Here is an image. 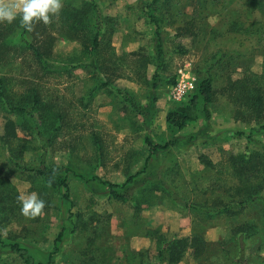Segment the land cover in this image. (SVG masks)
Segmentation results:
<instances>
[{
  "label": "rangeland",
  "instance_id": "rangeland-1",
  "mask_svg": "<svg viewBox=\"0 0 264 264\" xmlns=\"http://www.w3.org/2000/svg\"><path fill=\"white\" fill-rule=\"evenodd\" d=\"M94 1L105 20L95 56L89 52L90 14L82 10L74 16L89 0H62V10L50 23L34 24V33L45 35L47 42L39 47V57L17 42L19 17L12 24L0 23L1 239L18 242L34 262L43 264L60 231L62 240L50 264H156L162 241L197 235L205 241L204 253L194 257L188 248L173 264H238L241 255L247 264H262L263 202L212 215L197 208L216 209L219 201L236 199L241 181L253 179L258 185L257 176L252 178L249 168L239 174L233 160L247 149L261 151L264 144V0L157 1L154 14L170 52L148 124L117 89L139 104L150 99L154 26L138 4L153 0ZM27 39L36 46L42 43ZM94 71L107 86L95 88ZM207 72L214 91L209 119L197 106L184 129L170 128L168 111L194 94L176 101L171 87L181 77L197 83ZM255 90L262 97L259 114L250 102ZM33 93L39 102L30 114L10 110L13 105L30 107ZM8 120L16 137L6 141ZM147 134L155 142L176 143L152 158L136 178L129 190L132 200H114L105 185L90 179L121 183L141 169ZM42 154L47 165L69 169L60 171L68 179V201L41 177L15 166H36ZM153 176L165 180L190 207L178 205L161 185L150 183ZM253 189L264 194L258 186ZM33 192L45 208L40 216L27 218L18 196ZM0 264L25 263L0 244Z\"/></svg>",
  "mask_w": 264,
  "mask_h": 264
},
{
  "label": "trees",
  "instance_id": "trees-1",
  "mask_svg": "<svg viewBox=\"0 0 264 264\" xmlns=\"http://www.w3.org/2000/svg\"><path fill=\"white\" fill-rule=\"evenodd\" d=\"M158 0H153L150 4L143 6L141 3L138 4L139 8L146 10L147 17L149 21L153 24V50H154V57L156 61L154 72L151 76V90H150V99L145 104H139L133 100L128 92H124L121 89H117V92L120 93L123 97V100L129 104V106L136 111L138 114L141 115L143 118V123L148 124L152 121V117L154 114V102L156 100L155 91L159 85L160 79V70L163 68V65L166 60L167 54L170 52L169 48L165 44V40L163 37V31L161 29L159 19L154 14V6L156 5ZM86 8V9H84ZM81 10V11H80ZM82 10L90 14L91 20V28H92V41L91 47L89 48V52L93 53L92 55L95 56L96 50L100 47V41L104 30V16L102 15L101 9L97 2L94 0H89L86 2L84 6H81L75 13L74 16L77 18L78 13H81ZM75 18V19H76ZM79 22V19L78 21ZM191 24L187 22V26ZM193 25H190L187 30H191ZM191 28V29H189ZM36 29L34 28V24L31 29H27L21 25L19 31H17V42L22 44H27V47L34 51L35 56L39 57L41 55L39 47L44 45L46 39H43L44 36H39L34 33ZM28 36H31L33 40H41L42 43L38 44V46L34 45L29 39ZM15 37V36H14ZM2 45V44H1ZM43 47V46H42ZM9 49V48H8ZM5 50V49H4ZM48 51V48H47ZM91 55V56H92ZM94 77L96 80L95 88L107 86L108 82L104 81L96 71H94ZM194 94L190 97L188 103L179 104L174 109H171L166 114V122L168 126L172 129L181 130L184 129L188 122L194 117V109L199 106L202 112L204 113L205 119H209L210 111H209V104L212 101L214 91L212 86V77L210 72H207V75L200 78L196 83V88L193 91ZM192 94V93H191ZM30 103L32 105L29 106H22V105H13L10 106V110L18 113L23 114L24 116L31 113V109L34 108L35 105L39 102V96L37 93H33L30 97ZM251 107L253 108V112L260 113L261 106H262V97L258 90H255L253 95L250 97ZM264 128V125H263ZM36 132L40 134V129L35 128ZM241 134V133H239ZM16 137L14 123L11 120L6 121L5 123V133L3 135L4 140L8 141ZM95 140L96 137H94ZM144 142L148 149V154L145 157L143 166L141 169L137 170L136 172L128 175L125 180L121 183H114L108 180H103L100 177L93 176L90 180H97L100 184L105 185L109 196L114 200L120 202H126L133 199V193L129 191L132 188L133 183L135 182L136 178L140 175L144 174L147 171L149 166V162L152 158L157 157L160 153H163L168 150L169 147L176 143L175 140H167L163 143L155 142L152 138L147 134L144 137ZM47 140L45 141V144ZM234 159V157H233ZM234 163L238 166V173L242 174L245 172L247 168L250 169V175L253 178L257 176L255 180H257L258 185L253 184L252 181H241L242 183L238 186V194L236 195V199H231L228 202L219 201L217 204L216 209L210 208H197V210H201L202 212H206L208 215L220 214V213H231L236 212L240 209L242 210L243 207L253 201H261L264 203V194H260L258 189H253L255 186H258L260 189H264V144L262 145L261 151H250L248 149L245 153L237 154L235 159L233 160ZM15 166L20 168L23 171L35 174L36 176L41 177L49 186L53 189H56L61 193L63 199L67 201L70 198L69 194V183L67 176H62L60 171L63 170L66 172L67 168L59 167V166H51L47 165L45 162L44 154L41 155L40 161L36 166H29L27 164H19L16 163ZM75 176L88 180L83 175L72 173ZM149 182L152 184L161 185L171 196L172 200L177 203L178 205H182L185 207H190V205L178 194L177 191L168 187L165 180L160 177L153 176L149 178ZM63 231H60L56 238L55 243L53 246V250L49 253L48 260L46 264H50L52 256L57 253L58 245L57 243L62 240ZM0 244L3 247H7L12 252L17 253L25 264H43L41 262H34L32 257L27 253V249L22 247L18 242L11 241L5 242L0 237ZM192 248V252L194 257H200L205 249L206 244L205 241L202 240L199 236L195 235L192 237H174L169 240L162 241L161 245L158 249V263L166 262V263H176L178 262L186 249ZM127 254L124 255V261L128 262ZM238 264H247V259L241 255L240 258L237 259ZM264 264V262L262 263Z\"/></svg>",
  "mask_w": 264,
  "mask_h": 264
},
{
  "label": "clouds",
  "instance_id": "clouds-1",
  "mask_svg": "<svg viewBox=\"0 0 264 264\" xmlns=\"http://www.w3.org/2000/svg\"><path fill=\"white\" fill-rule=\"evenodd\" d=\"M62 0H0V23L12 24L19 17L20 24L31 29L33 24L50 23V18L58 16L62 10ZM20 212L27 218L42 214L45 202L33 192L18 196Z\"/></svg>",
  "mask_w": 264,
  "mask_h": 264
},
{
  "label": "built area",
  "instance_id": "built-area-1",
  "mask_svg": "<svg viewBox=\"0 0 264 264\" xmlns=\"http://www.w3.org/2000/svg\"><path fill=\"white\" fill-rule=\"evenodd\" d=\"M196 88V82L190 77H181L172 87L171 95L176 101L184 99Z\"/></svg>",
  "mask_w": 264,
  "mask_h": 264
}]
</instances>
